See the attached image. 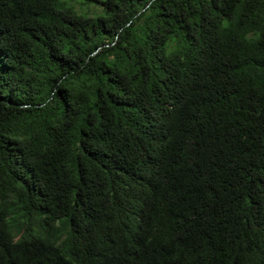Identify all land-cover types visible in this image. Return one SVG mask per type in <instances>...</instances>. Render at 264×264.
Wrapping results in <instances>:
<instances>
[{
    "label": "trees",
    "instance_id": "trees-1",
    "mask_svg": "<svg viewBox=\"0 0 264 264\" xmlns=\"http://www.w3.org/2000/svg\"><path fill=\"white\" fill-rule=\"evenodd\" d=\"M0 264H264V0H0Z\"/></svg>",
    "mask_w": 264,
    "mask_h": 264
},
{
    "label": "rangeland",
    "instance_id": "rangeland-1",
    "mask_svg": "<svg viewBox=\"0 0 264 264\" xmlns=\"http://www.w3.org/2000/svg\"><path fill=\"white\" fill-rule=\"evenodd\" d=\"M87 9H89V10H95V8H93V6H89Z\"/></svg>",
    "mask_w": 264,
    "mask_h": 264
}]
</instances>
